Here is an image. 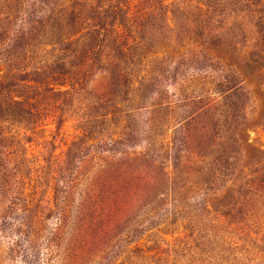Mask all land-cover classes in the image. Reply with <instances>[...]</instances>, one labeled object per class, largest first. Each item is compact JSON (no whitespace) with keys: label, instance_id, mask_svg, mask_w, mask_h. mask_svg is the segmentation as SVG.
I'll list each match as a JSON object with an SVG mask.
<instances>
[{"label":"rangeland","instance_id":"374dc122","mask_svg":"<svg viewBox=\"0 0 264 264\" xmlns=\"http://www.w3.org/2000/svg\"><path fill=\"white\" fill-rule=\"evenodd\" d=\"M0 157V264H264V0H0Z\"/></svg>","mask_w":264,"mask_h":264},{"label":"trees","instance_id":"16d2710c","mask_svg":"<svg viewBox=\"0 0 264 264\" xmlns=\"http://www.w3.org/2000/svg\"><path fill=\"white\" fill-rule=\"evenodd\" d=\"M3 162L4 163L6 162L5 157H0V167H1V164ZM80 163H81V161H77V165H76L75 170L80 167V166H78V164H80ZM6 167L7 168L13 167V164L12 163L11 164H7ZM57 217L58 218H61V216H57ZM67 224H68V220L66 219V221H65V217H64L63 218V223L60 226V228H62L61 231L59 230L60 228L56 229L54 227L52 228V225H50V226L48 225V227H49V233H48V236L43 240V242L46 243V244H50L51 242H54L55 241L53 243V246H54V244H57L58 245L59 242H60V240L61 241H64V239L66 237V234L64 233L65 231L63 232V229H65L67 227ZM57 245H55V246H57Z\"/></svg>","mask_w":264,"mask_h":264}]
</instances>
